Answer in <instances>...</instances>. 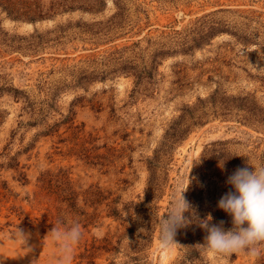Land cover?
I'll return each instance as SVG.
<instances>
[{
	"label": "rangeland",
	"instance_id": "rangeland-1",
	"mask_svg": "<svg viewBox=\"0 0 264 264\" xmlns=\"http://www.w3.org/2000/svg\"><path fill=\"white\" fill-rule=\"evenodd\" d=\"M7 2L0 264H264L199 246L209 214L232 227L228 176L264 166V0ZM187 184L190 222L162 247ZM75 222L62 253L47 235Z\"/></svg>",
	"mask_w": 264,
	"mask_h": 264
},
{
	"label": "clouds",
	"instance_id": "clouds-1",
	"mask_svg": "<svg viewBox=\"0 0 264 264\" xmlns=\"http://www.w3.org/2000/svg\"><path fill=\"white\" fill-rule=\"evenodd\" d=\"M233 156L241 155H231ZM224 162L225 159L219 164L222 170ZM246 164L251 167H237L228 176L226 183L231 188L217 203V207L232 218V227L225 230L223 220L211 223V214L199 222V226L207 233L204 244L199 246L218 256L231 257L243 252L249 257L259 258L264 254V166H254L248 160ZM188 184L173 194L169 212L159 221L162 247L174 245L177 230L186 227L190 222L185 216V213L190 211V204L184 196ZM16 235L24 242L28 238L27 234L18 228ZM82 236L78 222L69 228L53 227L47 235L59 245L62 253L70 252ZM64 259H67V256Z\"/></svg>",
	"mask_w": 264,
	"mask_h": 264
},
{
	"label": "trees",
	"instance_id": "trees-1",
	"mask_svg": "<svg viewBox=\"0 0 264 264\" xmlns=\"http://www.w3.org/2000/svg\"><path fill=\"white\" fill-rule=\"evenodd\" d=\"M8 1H10V0H8ZM3 3V4H6L5 2H7V0H0V3ZM8 4H10L9 2H7Z\"/></svg>",
	"mask_w": 264,
	"mask_h": 264
}]
</instances>
